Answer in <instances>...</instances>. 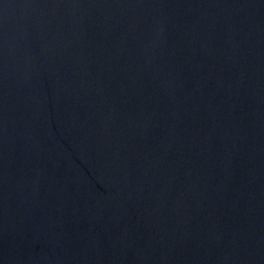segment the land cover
<instances>
[{
  "label": "water",
  "instance_id": "95a60500",
  "mask_svg": "<svg viewBox=\"0 0 264 264\" xmlns=\"http://www.w3.org/2000/svg\"><path fill=\"white\" fill-rule=\"evenodd\" d=\"M0 264H264V0H0Z\"/></svg>",
  "mask_w": 264,
  "mask_h": 264
}]
</instances>
